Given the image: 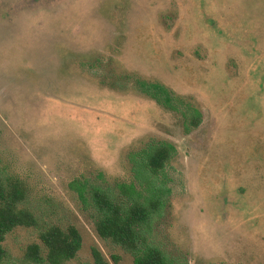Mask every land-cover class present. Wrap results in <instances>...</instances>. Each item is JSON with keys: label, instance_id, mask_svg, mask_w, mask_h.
<instances>
[{"label": "rangeland", "instance_id": "obj_1", "mask_svg": "<svg viewBox=\"0 0 264 264\" xmlns=\"http://www.w3.org/2000/svg\"><path fill=\"white\" fill-rule=\"evenodd\" d=\"M139 81L202 124L188 131ZM161 143L177 155L153 244L188 264H264V0H0V178L24 184L41 223L7 236L5 264H33L47 225L80 231L67 264H95V248L135 264L98 236L79 188H142L138 154Z\"/></svg>", "mask_w": 264, "mask_h": 264}, {"label": "trees", "instance_id": "obj_2", "mask_svg": "<svg viewBox=\"0 0 264 264\" xmlns=\"http://www.w3.org/2000/svg\"><path fill=\"white\" fill-rule=\"evenodd\" d=\"M138 85L145 96L160 106L182 114L188 131L202 124L201 111L165 85L146 81H139ZM176 155V147L169 143L153 144L138 154L140 160L134 170L145 183L140 189L124 183H118L116 189L95 187L88 192L86 186L79 188V196L91 208L98 236L132 255L135 264H188L170 258L150 239L152 223L167 208L171 193L162 175ZM28 198L29 192L21 181L0 178V264H5L9 256L4 247L9 234L19 228H41L37 215L24 207ZM39 239L41 244L30 245L25 254V259L33 264H67L78 257L83 246V237L73 225L44 226ZM93 258L95 264H111L96 248ZM113 259L119 263L118 257Z\"/></svg>", "mask_w": 264, "mask_h": 264}]
</instances>
